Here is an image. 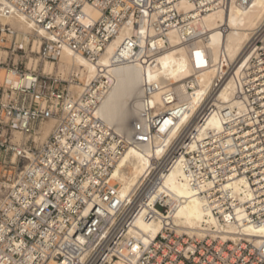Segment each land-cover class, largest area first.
I'll list each match as a JSON object with an SVG mask.
<instances>
[{
  "label": "built area",
  "instance_id": "obj_1",
  "mask_svg": "<svg viewBox=\"0 0 264 264\" xmlns=\"http://www.w3.org/2000/svg\"><path fill=\"white\" fill-rule=\"evenodd\" d=\"M178 1L0 0L1 16L21 17L48 34L41 50L33 54L31 43L23 34L10 26L0 27V264H264V243L256 244L248 236L239 235L235 240L219 235L200 237L179 232L165 220L155 238L145 235L147 240L143 239L136 221L157 220L158 207L166 217L170 212L165 203L168 197L161 191L163 181L157 174L172 158L185 153L186 147L179 144L171 149L151 176L143 178L123 198L112 172L127 150V139L134 133H119L96 115L101 96L85 95L87 106L72 101L69 87L80 83L78 78L70 82L27 66L30 55L56 61V54L63 47L97 62L122 26L136 28L146 22L160 32H168L180 19L174 9ZM201 1L203 9L216 4L224 10L233 2ZM236 1L243 7L254 4V0ZM86 5L98 9L101 16L91 19L84 12ZM163 8L167 12L162 13ZM195 39L189 36L187 43L193 45ZM127 40L137 38L132 35ZM128 42L113 58V69L126 65L135 56L134 50L138 51L139 47L133 48L130 43L133 52L123 56L121 52ZM241 60L247 63V75L243 83L238 81L241 89L237 97L250 112L247 117L234 118L247 132L251 128L248 122H255L258 129L254 135L262 143L264 27L251 36L238 61ZM236 67L232 66L205 98L202 116L217 109L215 94ZM99 71L102 74L103 68ZM137 72L141 73L133 68L130 73ZM102 80L107 81L104 77ZM139 85L142 87L141 82ZM182 97L180 93L177 96ZM139 118L141 123L144 116L140 114ZM51 120L55 125L50 136L37 141L42 125ZM135 125L132 124V132ZM137 129L141 130L139 125ZM14 132L26 140L15 143ZM189 139L187 136L185 141ZM28 153L33 157L28 158ZM242 159L235 155L230 168L243 170L246 164L254 168L256 163ZM253 159L258 161L255 155ZM260 169L264 166L255 171L259 173ZM248 175L253 178L251 172ZM223 205L233 212L237 203L230 198ZM246 209L252 223H264V208L259 202L255 200ZM214 212L222 218L218 209Z\"/></svg>",
  "mask_w": 264,
  "mask_h": 264
},
{
  "label": "bare ground",
  "instance_id": "obj_2",
  "mask_svg": "<svg viewBox=\"0 0 264 264\" xmlns=\"http://www.w3.org/2000/svg\"><path fill=\"white\" fill-rule=\"evenodd\" d=\"M202 2L179 0L174 9L180 19L168 32H160L146 22L136 28L122 26L97 62L63 47L56 54V61L30 55L27 66L70 82L78 78L80 83L69 87L72 101L86 105L85 95L102 97L96 115L119 133H134V137L127 139V150L112 172L120 183L123 198L135 190L143 178L151 176L171 149L179 144L186 147L185 153L172 158L157 174L163 181L161 191L168 197L165 203L170 206V212L166 217L156 209L158 217L153 222L139 218L136 226L143 239L147 240L145 235L155 238L168 220L179 232L190 235H219L226 240L248 236L260 245L264 243V223H252L246 205L256 200L264 208V199H261L264 197V169L259 173L255 171L264 166V142L259 143L254 135L258 129L255 122H248L251 128L247 132L234 117H247L250 112L246 103L237 97L241 89L238 81L243 83L247 75L244 71L247 63L238 60L251 36L264 27V0H254L251 7H243L233 0L226 10L216 4L203 9ZM84 12L93 20L101 16L98 9L89 5ZM163 12L167 9L163 8ZM0 22L5 24L0 27L10 26L23 34L26 42L31 43L33 54L41 50L44 38L48 37L44 30L36 29L21 17L0 15ZM132 35L137 40H127ZM189 36L196 37L193 45L187 43ZM127 41L126 49L121 52L123 56L131 55L134 47L139 49L134 50L135 56L132 55L126 65L113 69V58ZM234 65L236 69L215 94L213 102L217 109L202 116L205 98ZM133 68L141 73L131 74ZM55 70L65 79L53 74ZM103 77L107 81H103ZM179 93L183 96L180 99L177 98ZM223 111L229 114L226 116ZM140 114L144 116L141 123ZM133 123H136L134 132ZM54 125L52 120L45 122L36 140L45 141ZM15 133L14 142L22 144L25 136L19 133L16 141ZM187 136L190 139L186 142ZM21 139H24L22 143ZM235 155L256 163L254 168L248 164L243 170L230 168ZM254 155L258 161H254ZM32 157L28 153V158ZM230 198L237 203L233 212H228L223 205ZM216 209L222 218L215 214Z\"/></svg>",
  "mask_w": 264,
  "mask_h": 264
},
{
  "label": "rangeland",
  "instance_id": "obj_3",
  "mask_svg": "<svg viewBox=\"0 0 264 264\" xmlns=\"http://www.w3.org/2000/svg\"><path fill=\"white\" fill-rule=\"evenodd\" d=\"M0 25L3 26V25H5V24H3L2 22H0ZM55 73L58 74V75H61V76L63 77V75L60 74V73H58L57 70H55V72H54L53 74H55ZM63 78H64V77H63ZM64 79H65V78H64ZM10 135H11V134L9 133V136H10ZM17 135H20V134L17 133V132L15 133V136H16V139H15V140H16V141H17ZM21 137H24V136L21 135ZM23 141H24V139H21L20 143H22ZM16 143H17V142H16ZM0 170H1V168H0ZM2 173H3V171H2ZM158 209L160 210V211L158 210L159 212L162 211L161 213H163V209H161L160 207H158Z\"/></svg>",
  "mask_w": 264,
  "mask_h": 264
}]
</instances>
